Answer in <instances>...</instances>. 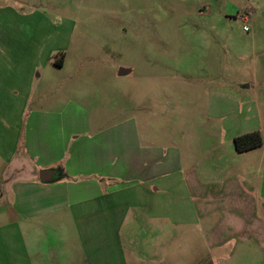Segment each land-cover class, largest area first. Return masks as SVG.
Listing matches in <instances>:
<instances>
[{"label":"rangeland","instance_id":"374dc122","mask_svg":"<svg viewBox=\"0 0 264 264\" xmlns=\"http://www.w3.org/2000/svg\"><path fill=\"white\" fill-rule=\"evenodd\" d=\"M263 66L264 0H0V264L21 238L5 229L23 221L14 171L36 118L85 161L101 151L95 135L120 126L127 160L138 145L157 149L142 159L170 162V197L128 189V203L147 206L110 225L86 207L63 211L60 264H264V246L224 229L230 180L259 161L223 124L263 99Z\"/></svg>","mask_w":264,"mask_h":264},{"label":"crops","instance_id":"0c3cea01","mask_svg":"<svg viewBox=\"0 0 264 264\" xmlns=\"http://www.w3.org/2000/svg\"><path fill=\"white\" fill-rule=\"evenodd\" d=\"M262 71L264 76V66ZM247 87L251 89V85ZM260 102L263 104L261 110ZM235 113L231 122L226 123L227 117H225L223 123L231 130L230 139L234 141L239 136L259 132L263 145L253 151L245 152L253 156V159L254 156L258 159V168L248 166L243 175L233 177V180H230V189L233 192L227 190V185L220 191L225 195L230 192L227 199L231 200L227 204L230 211L226 215L228 222L224 229L236 236L238 243L258 242L259 246H264V97L261 101L258 99L255 102L241 101ZM38 122L39 119L36 118L32 126L28 123L23 153L25 160L15 164L13 187L18 191L13 190V192L18 193V197L14 206L23 214V221L20 224L13 223L7 226V229L4 227L1 230L4 232L7 230V236L9 240L13 239V243H15L14 237H21L19 241L22 244L16 242L10 255L12 256L10 264H60L54 249L57 243L62 244L63 225L57 224V220L64 215L63 211H67L68 215L72 212L70 209L75 208L78 212L79 208L86 207L89 218L102 214L103 222L110 225L111 220L117 219V215H120L125 207L127 210L135 209L136 206L146 208L147 205L140 201L128 203L125 200L128 189L138 188L140 194H133L137 197L143 195L151 197L160 193L170 197V162L167 160L165 170L160 171V168L166 164L164 157L155 161L144 160L141 157L144 152L156 157L155 146H150L148 150L138 145L136 160H127L128 132L125 127L104 129L96 134L99 146L95 145L100 147L102 154L92 156L87 162L80 156V151L69 150L68 146L63 149L65 145L63 130L51 134L50 130L37 129L35 125ZM104 152L107 153V157ZM109 154L115 157L110 159ZM63 162L65 165L62 174L67 177L57 179L56 177L61 173L56 168ZM44 172L55 173L51 182L41 180V173ZM256 173L262 177V184L259 183L260 193L257 192V185L254 183L255 179H260L259 176L256 178ZM68 177L75 181L67 182ZM172 181L175 179L173 178ZM132 183L136 186L125 188ZM232 184L236 185L233 187ZM220 201L218 204L226 202ZM122 219H118L117 223L122 224L124 220ZM78 221L80 222L79 217ZM213 240L218 246L222 243V236L214 235ZM46 246L51 250L50 259L46 257L48 254Z\"/></svg>","mask_w":264,"mask_h":264},{"label":"trees","instance_id":"16d2710c","mask_svg":"<svg viewBox=\"0 0 264 264\" xmlns=\"http://www.w3.org/2000/svg\"><path fill=\"white\" fill-rule=\"evenodd\" d=\"M236 151L245 153L262 147L263 139L259 132H253L234 139Z\"/></svg>","mask_w":264,"mask_h":264},{"label":"water","instance_id":"95a60500","mask_svg":"<svg viewBox=\"0 0 264 264\" xmlns=\"http://www.w3.org/2000/svg\"><path fill=\"white\" fill-rule=\"evenodd\" d=\"M128 71L127 70H121V74H127ZM54 174L53 172H44V173H41V180L43 182H51L53 180V177H54Z\"/></svg>","mask_w":264,"mask_h":264},{"label":"built area","instance_id":"2783aa9c","mask_svg":"<svg viewBox=\"0 0 264 264\" xmlns=\"http://www.w3.org/2000/svg\"><path fill=\"white\" fill-rule=\"evenodd\" d=\"M247 29V28H246Z\"/></svg>","mask_w":264,"mask_h":264}]
</instances>
